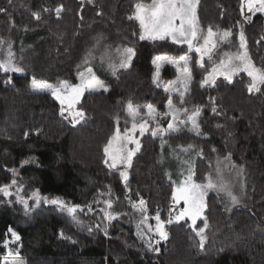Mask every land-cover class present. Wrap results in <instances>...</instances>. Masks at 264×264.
<instances>
[{"label":"trees","instance_id":"1","mask_svg":"<svg viewBox=\"0 0 264 264\" xmlns=\"http://www.w3.org/2000/svg\"><path fill=\"white\" fill-rule=\"evenodd\" d=\"M136 2L0 0V8L6 9L0 12V38L10 39L17 52L20 44L35 43L38 48L34 53L39 55V61L23 64V72L0 71V186L11 181L9 170L15 169L28 192L39 190L42 197H60L85 208L79 215L85 225L81 228L54 206H33L34 210L25 216L18 203L0 204V264H4L6 255L3 241L11 238L5 235L9 227L21 236L20 243L13 246L25 264H264V88L249 92V77L243 72L231 82L221 78L214 86H201L211 64L205 60L201 68L198 53H191L192 78L181 105L179 94L163 90V84L175 76L176 68L163 65L158 87L152 61L161 54L183 55L187 46L139 40L138 21L128 19ZM60 5L63 10L57 17L54 10ZM45 8L48 11H43ZM34 12L40 13L39 21L32 15ZM197 15L205 30L211 25L236 35L242 25L250 56L264 67V13H242L241 0H199ZM245 16H251V20L246 21ZM98 39L100 45L96 47ZM123 46L135 47L136 56L128 68L112 76L100 67L99 57L108 47L112 59L117 60L115 49ZM90 50L96 59L90 58L85 65L83 61ZM89 66L109 90L84 93L81 107L86 115L78 124L69 123L59 114V101L50 92L30 88L33 76L53 82H77L79 72ZM9 77L11 83H5ZM169 98L176 107L187 108L186 115L197 107L201 109L202 135L182 130L163 138L173 145L202 149L195 165L196 179L200 181L217 158L230 153L244 171L248 200L246 207H234L227 213L219 195L210 192L203 248L185 219L167 224L168 239L155 252L149 251L136 235L140 216L128 196L133 203L142 197L151 214L159 210L161 218L168 219L174 184L160 160L161 138L143 136V146L128 169L127 187L119 173L103 162V147L117 127L116 118H120L121 128L129 119V100L135 105L153 104L164 112ZM107 197L113 199L120 213L112 221L103 218L99 207V199ZM89 205L91 212L87 211ZM197 226L203 227L202 219ZM88 227H92L91 233Z\"/></svg>","mask_w":264,"mask_h":264},{"label":"snow or ice","instance_id":"2","mask_svg":"<svg viewBox=\"0 0 264 264\" xmlns=\"http://www.w3.org/2000/svg\"><path fill=\"white\" fill-rule=\"evenodd\" d=\"M11 3V0H9ZM199 0H150V3H145L144 0H137L134 4V11L128 17L129 20L138 21L139 35L138 39L141 41H170L173 45L187 46V51L183 55L173 57L169 55H160L154 57L152 63L156 67L154 75V83H157L159 87L160 69L164 64L174 65L177 71L180 73L176 80L169 81L163 88L166 93H179V100L181 105L184 104L185 94L189 91V83L192 78L190 63L192 62L191 53H198V63L201 68L204 67L205 58L211 62V70L207 72V76L201 81V86L212 85L216 83L218 76L224 77L225 80L231 82L233 77L246 73L250 78L247 85L249 92H260L264 88V67H257L252 61L248 46L247 39L244 33L243 26L241 25L238 32V44L236 51L234 52H222L220 46H232L233 33L230 30H225L222 33H218L213 30L209 25L207 29H203L199 23V17L197 15V6ZM247 9L248 13H264V0H241V12ZM63 10V5L55 8V14L60 16ZM43 11H48L47 8ZM0 12H6V9L0 8ZM34 18L39 21L41 15L39 12L32 13ZM246 21L251 20V16L244 17ZM25 30H27L25 28ZM4 41L0 38V49L3 48ZM100 40H97L96 47H99ZM118 59H112V53L108 47H105L104 52L99 57V63L101 68H105L111 73L112 76H116L121 69L128 68L133 58L136 56V49L132 46L117 47L115 49ZM217 55L218 62L213 60V56ZM91 59H96L90 50L84 58L83 63L88 65ZM15 55L12 51V45L10 42L7 44L6 55L3 59H0V71L4 73H19L24 69L18 66L15 62ZM78 83H71L67 80L59 81L57 84L48 82L37 81L33 79L30 84V88L34 91L50 92L57 101H59L60 109L59 114L68 119L69 123L78 124L85 119V112L82 108H78L77 105L81 103V98L85 92L89 94L99 92L100 90L108 91V86L105 82L97 76L92 67H86L85 71H81L78 74ZM5 83H11V77ZM141 108L145 109L141 113ZM167 110L164 112L158 111L153 104L135 105L132 100H129L126 104V113L129 119L125 120L124 130L121 131L119 127V117L116 118L117 127L113 135L109 138L108 142L103 147L105 154L104 163L109 169L116 170L119 175L125 181V187H127L128 171L131 167L133 157L140 150V140L137 138L143 136L145 132L150 131V122L154 124L151 128L150 135L153 137L161 138V147L167 143L163 139L164 136L179 133L182 130H187L196 136L202 135L201 127L199 124V117L201 115V109L195 108L190 115L188 109L184 107H176L171 98L168 99ZM213 112H216V108H212ZM67 114V115H66ZM184 115V119H181V115ZM167 127L161 126V119L168 120ZM130 124V126H129ZM190 125V127H189ZM134 145L135 147H130ZM179 152L187 154L195 150L197 155L202 156V149L196 150L193 145L177 146ZM176 150H174L175 152ZM213 151H215L213 149ZM231 154L224 157L223 160L217 159L216 166L213 172L206 175L204 182H196L194 164L191 161H182L186 168L181 172L187 174L184 175V179L176 185L172 193V205L169 209L168 219L162 220L159 210L156 215L152 217L155 220V225L149 223L150 217L147 213L146 201L141 197L138 202L133 203L131 197L128 196L129 202L136 212L139 213L140 219L136 224V235L146 244L149 251L159 252V248L155 247L152 242V237L145 234V231L141 228L142 225H146L148 233H155L158 239L155 240V244L158 245L160 241L168 239V233L165 230L166 224H171L173 220L181 221L185 219L191 220V227L200 238V247L203 248L206 240L205 230L208 228L207 217L204 216V211L207 208L206 196L209 191H215L218 195L224 193L231 206H226V211H231L232 207L239 205V198L233 194L231 182L225 178V172L235 169L236 166L231 163ZM175 158L179 160V155ZM24 163H28L25 161ZM120 166H124V170H120ZM13 177L16 176V170H9ZM171 178V177H169ZM16 186V192L13 194L11 188ZM23 188L18 186L17 179L13 178L10 183L0 186V194L5 197H11L15 195V200L22 205L25 216H28L34 208L30 205V201L35 207H39L41 202L48 205H55L61 213L67 214L70 220L78 227L84 228L83 221L79 219V215L85 212V208L76 204H69L60 198L49 199L48 197H42L39 190H35L30 194V197L25 198L21 193ZM130 193L131 190L129 189ZM101 195H104L101 193ZM111 193L109 192V196ZM118 199V198H117ZM183 201L184 206L177 209L176 206ZM8 203H12L11 200ZM105 209H102L104 216L108 221L116 219L120 213L115 215L111 211L113 208V199L108 198L103 201ZM87 211L91 212L92 207L87 206ZM203 220V227L197 229V221ZM99 228V225L95 226ZM87 231L91 233L92 227H88ZM104 234L107 236V225L104 228ZM6 237L10 236L11 239H5L2 246L6 250L4 256V264H25V261L19 256V250L13 249L10 245H18L21 241V236L13 228L9 227L6 232ZM61 237H64L63 231L60 233Z\"/></svg>","mask_w":264,"mask_h":264},{"label":"rangeland","instance_id":"3","mask_svg":"<svg viewBox=\"0 0 264 264\" xmlns=\"http://www.w3.org/2000/svg\"><path fill=\"white\" fill-rule=\"evenodd\" d=\"M148 3H150V2H148ZM244 12L246 13V14H251V13H248L247 12V9H245L244 10ZM240 28V27H239ZM213 30L214 31H216V32H218V33H222V31H218L217 29H214L213 28ZM238 32H239V30L237 31V33H236V35L234 34L233 35V38H232V46L231 47H228V46H220V48L222 49L221 51L222 52H234V51H236V46H237V44H238ZM244 33H245V31H244ZM245 36H246V33H245ZM3 39V38H2ZM246 39H247V37H246ZM3 41L5 42L4 43V45H3V48L2 49H0V59H3L4 57H5V55H6V50H7V44H8V42H10L11 43V45H12V51H13V53H14V55H15V60H14V62L18 65V66H20V67H23V64H25V63H27V64H29L30 62H36L37 61V59H38V61H39V55L38 54H36V53H34V50H36L38 47L37 46H35V43H33V44H28V45H26V44H20L19 46H18V48H19V50H20V52H17L16 50H15V48L13 47V42L10 40V39H3ZM247 46H248V41H247ZM249 51V50H248ZM161 55H165V54H161ZM249 55H250V53H249ZM160 56V55H159ZM170 56V55H169ZM174 57H176V56H174ZM178 57V56H177ZM198 57H199V54H198ZM251 57V56H250ZM117 59H118V57H117ZM251 59H252V57H251ZM205 60H208L207 58H205ZM213 60H216L217 62H218V57H217V55H214L213 56ZM252 61L255 63V61L252 59ZM209 62V61H208ZM210 64H211V62H209ZM100 64V63H99ZM255 65L257 66V67H260V66H258L256 63H255ZM174 68H175V66L174 65H172ZM211 67H212V64L210 65V67H209V69H208V71H210L211 70ZM94 70V69H93ZM103 70L104 71H107L106 70V65H105V68H103ZM83 71H85V70H83ZM207 71V72H208ZM207 72L205 73V75H204V77H203V79L205 78V76H207ZM97 74V73H96ZM180 73L177 71V69H176V74H175V76L172 78V79H170L169 81H173V80H176V78H177V76L179 75ZM97 76H99V75H97ZM221 78H224V77H222V76H218L217 77V79H216V82L219 80V79H221ZM234 78V77H233ZM33 79H36L37 81H42V82H48V83H52V84H57V82H59V81H56V82H53V81H49V80H47V79H44V78H40V77H36V76H33V78H32V80ZM101 79V78H100ZM202 79V80H203ZM60 81H63V80H60ZM169 81H167L165 84H163V87L169 82ZM249 81H250V78H249ZM70 82V81H69ZM79 81H77V82H71V83H78ZM159 84H161L160 83V80H159ZM174 93H171L170 95H173ZM175 94H179V93H175ZM82 99V98H81ZM77 107L78 108H82L81 107V103L79 104V105H77ZM83 110V109H82ZM145 111V109L144 110H142L141 109V113H143ZM161 112V111H160ZM67 115V114H66ZM181 119H184L183 118V116H181ZM119 120H120V118H119ZM170 121V118H168V120H165V119H161V126L162 127H164V128H166L167 127V122H169ZM81 122V121H80ZM124 122H125V120H124ZM125 124V123H124ZM120 125V124H119ZM129 126H130V124H129ZM120 127V126H119ZM124 127H125V125H124ZM124 127L123 128H121V131H123L124 130ZM152 127H154V124L152 123V122H150V131H151V128ZM189 127H190V125H189ZM150 131L149 132H145V134L144 135H146V134H150ZM113 135V134H112ZM143 135V136H144ZM143 136H139V134L137 133V138L140 140V145H141V147H140V150H141V148H142V146H143V142H142V138H143ZM164 140H166L167 141V143L163 146V148L161 147V140H160V160H161V162L166 166V169H167V176H168V178L169 177H171V178H169L172 182H173V184H174V189H175V187H176V185L177 184H179L183 179H184V175H186L187 173L186 172H184V175H181V172L186 168V165H184L183 163H182V161H185V160H188V161H191V162H193V164H194V169H196V167H195V165H196V161H197V159H198V157L200 156V155H197V152L195 151V150H193V151H191V152H188L187 154H185V153H181V152H179V149H178V147L177 146H184V147H187L188 145H173L172 143H170V141L169 140H167V139H165V138H163ZM130 147H135L134 145H130ZM194 148L196 149V150H199L197 147H195L194 146ZM139 150V151H140ZM174 150H176L175 152H174ZM138 151V152H139ZM137 152V153H138ZM136 153V154H137ZM229 154V153H228ZM228 154L226 155V156H228ZM176 155H179V160H177L176 158H175V156ZM226 156H224V157H226ZM135 157V156H134ZM134 157H133V159H134ZM224 157H220V158H217V159H220V160H223L224 159ZM217 159H216V161H217ZM230 160H231V163L232 164H234L235 166H236V168L235 169H232L231 171H226L225 172V178L227 179V180H229L230 182H231V186H232V192H233V194L234 195H236L238 198H239V200H240V203H239V205H237V206H235V207H242V206H244L245 205V207H246V202H247V200H248V198H247V196H246V194H245V176H244V171H243V169H242V167L241 166H237L235 163H234V161H233V157H232V155L230 156ZM133 161V160H132ZM216 161L213 163V165L211 166V169H210V171L208 172V173H210V172H213V174H214V168H215V166H216ZM121 167V171H123L124 170V166H120ZM129 169V168H128ZM128 169H127V171H128ZM16 176L15 177H13V178H15V179H17V184H18V186H21L22 188H23V192L21 193L25 198H28V197H30V194L32 193V192H28L27 190H26V183H25V181L22 179V177H21V175L19 174V171L18 170H16ZM207 173V174H208ZM128 174H129V171H128ZM206 174V175H207ZM206 177V176H205ZM12 178V179H13ZM11 179V180H12ZM195 180H196V182H198V183H200V182H204V180H205V178L203 179V180H197L196 179V170H195ZM10 183V182H9ZM6 184H8V183H6ZM174 189H173V191H174ZM11 191L13 192V194H15V192H16V186H13L12 188H11ZM210 192H215V191H209L208 192V194L210 193ZM216 193V192H215ZM207 194V195H208ZM46 197H48V196H46ZM219 197H220V201H221V203L223 204V206H224V209H225V211H226V206H231V204H230V201L228 200V198H227V196L224 194V193H220L219 194ZM49 199H54V198H60V197H48ZM108 198V197H107ZM60 199H62V198H60ZM9 200H11L12 201V203H8V201ZM63 200V199H62ZM105 200V198L104 199H99V201H100V205H99V207H100V209L102 210V209H105V204L103 203V201ZM65 201V200H64ZM206 201H207V196H206ZM66 202V201H65ZM16 203H18L16 200H15V195H13V196H11V197H5V196H3V194H0V204H10V205H15ZM68 203V202H67ZM19 204V203H18ZM71 205V204H70ZM40 206H54V208L57 210V211H59L58 209H57V207L55 206V205H48V204H45V203H43V202H41V204H40ZM184 206V204H183V201H181V203L179 204V205H177L176 206V208L177 209H179V208H181V207H183ZM233 208L234 207H232V210H233ZM231 210V211H232ZM111 211L113 212V214L115 215L116 213H118V211L115 209V207H114V203H113V208L111 209ZM231 211H226L227 213H231ZM60 212V211H59ZM138 213V212H137ZM65 214V213H64ZM149 217H150V219H149V223L150 224H152L153 226L155 225V220L154 219H152V217H154L156 214H151L149 211H148V209H147V213H146ZM138 215H139V213H138ZM66 216H67V214H66ZM102 216H103V218H105L106 220H107V218L104 216V214H103V212H102ZM204 216H205V211H204ZM162 219V218H161ZM163 220V219H162ZM188 221H189V224H190V226H191V220L190 219H187ZM108 221V220H107ZM199 221V220H198ZM198 221H197V223H198ZM196 227H197V229H199V227L196 225ZM141 228L145 231V234L146 235H149V236H151L152 237V242H153V244H154V246H156V244H155V240L156 239H158V236L155 234V233H148L147 232V227H146V225H142L141 226ZM165 230L167 231V224L165 225ZM167 233H168V231H167ZM205 236H206V234H205ZM11 239V238H10ZM9 239V240H10ZM165 240H162V241H160V243L161 242H164ZM206 241V240H205ZM159 243V244H160ZM205 243V242H204ZM158 244V245H159ZM158 245H157V247H158ZM10 247H12L13 249H14V246L13 245H10ZM22 259H24L21 255H19Z\"/></svg>","mask_w":264,"mask_h":264},{"label":"water","instance_id":"4","mask_svg":"<svg viewBox=\"0 0 264 264\" xmlns=\"http://www.w3.org/2000/svg\"><path fill=\"white\" fill-rule=\"evenodd\" d=\"M30 205L33 207V204H32V202L30 201Z\"/></svg>","mask_w":264,"mask_h":264},{"label":"crops","instance_id":"5","mask_svg":"<svg viewBox=\"0 0 264 264\" xmlns=\"http://www.w3.org/2000/svg\"><path fill=\"white\" fill-rule=\"evenodd\" d=\"M198 7V6H197ZM34 206V205H33Z\"/></svg>","mask_w":264,"mask_h":264}]
</instances>
